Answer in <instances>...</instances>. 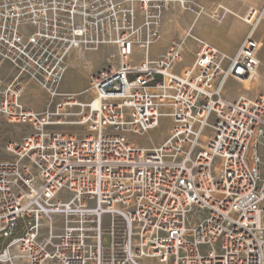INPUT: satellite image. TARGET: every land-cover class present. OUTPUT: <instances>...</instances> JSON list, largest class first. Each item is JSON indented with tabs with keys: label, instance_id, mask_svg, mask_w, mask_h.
Listing matches in <instances>:
<instances>
[{
	"label": "built area",
	"instance_id": "1",
	"mask_svg": "<svg viewBox=\"0 0 264 264\" xmlns=\"http://www.w3.org/2000/svg\"><path fill=\"white\" fill-rule=\"evenodd\" d=\"M175 7L194 13L193 62L179 72L183 42L151 56ZM193 7L0 0V65L15 70L0 81V115L30 128L0 161V264H264V95L224 96L227 81L256 76L258 41L251 27L227 57L193 33L205 15ZM101 47L115 53L89 77L94 96L59 93L70 56ZM23 77L61 98L53 111L21 104ZM73 107L81 132L51 130ZM162 118L165 138L143 146Z\"/></svg>",
	"mask_w": 264,
	"mask_h": 264
},
{
	"label": "rangeland",
	"instance_id": "2",
	"mask_svg": "<svg viewBox=\"0 0 264 264\" xmlns=\"http://www.w3.org/2000/svg\"><path fill=\"white\" fill-rule=\"evenodd\" d=\"M185 1H187L191 7L194 6L192 9L193 12L198 11L196 7L202 8L205 15L213 10L214 12H219L220 10L223 18L225 16L230 17L232 20L236 21L239 26L245 29V37L251 32V27H253L251 35L258 41L257 43L260 51L259 59H262L264 56V0ZM180 12L182 13V11L177 7L166 12L164 16L161 38L151 48V56L153 57L162 49H164V45L166 46L165 48L167 50L171 42H183L184 60L183 62L175 65L176 72H179L182 67H186V65H191L194 58L193 44L184 35V33L186 34V31L188 32L190 27L188 28L184 25V20L182 19V16L180 17L181 14H179ZM187 13L193 15L191 21L192 24L194 20V13ZM205 15L196 20L194 25L197 27L201 26L203 20H206L207 23L211 24H205L204 27L200 29L199 34L201 37L203 36L207 39H212L213 41L217 39L226 41L222 32L215 26V24L217 25L218 22L210 20ZM205 30L207 31L206 36L204 34ZM194 31H197V29H193V33L195 34ZM187 34H189V32ZM114 53L115 50L111 47H101L97 50L74 52L68 59V70L62 83L60 84L58 92L64 95L73 96V100L79 104L87 103L91 97V91H88L90 75L104 68L107 65L106 59H108L109 56L114 55ZM13 75H15V70L8 63L4 62L0 65V81L2 85L7 84ZM21 86L23 88V92L20 97L21 104L27 109L33 110L35 112L43 113L46 111H53L55 109V104L61 100V98H55L51 101L45 91L40 86L31 82L27 77L22 78ZM224 90V96H226L227 99L237 97L254 99L258 95H264V61L262 60V62H260V68L258 69L254 80L242 81L241 86L235 82L227 81ZM68 112L70 118L66 124L54 126L51 130L64 133L81 132V127L76 125V116L79 112V108L73 107ZM169 124L170 122L167 118H162L160 120V125L156 130L148 133L145 136L137 137V140L146 147L151 145L156 146L160 144L165 138ZM29 131L30 128L28 126L22 124H9L0 115V161L11 158L10 154L5 150L6 144H8L10 141L20 140L24 134L28 133ZM204 134H209V131L205 130ZM260 157L262 158V153L260 154ZM19 225L21 227V223H19ZM46 227L47 226L45 225L42 227L43 232L45 231ZM105 232L106 230L104 229L103 233L105 234ZM103 239V242L105 243V235ZM7 242L8 240L3 241L2 247ZM150 264L154 263L151 262Z\"/></svg>",
	"mask_w": 264,
	"mask_h": 264
},
{
	"label": "crops",
	"instance_id": "3",
	"mask_svg": "<svg viewBox=\"0 0 264 264\" xmlns=\"http://www.w3.org/2000/svg\"><path fill=\"white\" fill-rule=\"evenodd\" d=\"M179 14H181L180 17L182 16V19L184 20V22H183L184 25L189 28L191 21H192V18H193V15L189 14V13H184V12H182V13L180 12ZM205 24H209V23H207L206 20H203L201 26H199V27L194 26V28L197 29V31H194L195 34H197L201 37V35L199 34V31L202 27H204ZM209 25H211V24H209ZM215 26L222 32L223 37H224V39H226V41H221L218 39L213 41L212 39H209V38L207 39L206 37H203V36L201 38L204 39L205 41H207L210 45L215 47L217 50H219L222 54L226 55L227 57H230V58L234 57L237 54L239 47L241 46L242 42L245 39V34H246L245 29L243 27L239 26L236 21H234L230 17H226V16L217 25L215 24ZM204 34H205V36L207 35L206 30L204 31ZM165 47L166 46L164 45V49H162L159 53H157L152 58H157V57L163 55L166 51ZM262 60L264 61V56L262 57V59H260V62H262ZM189 65H186V67ZM235 99L236 98H232L230 100H235Z\"/></svg>",
	"mask_w": 264,
	"mask_h": 264
},
{
	"label": "bare ground",
	"instance_id": "4",
	"mask_svg": "<svg viewBox=\"0 0 264 264\" xmlns=\"http://www.w3.org/2000/svg\"><path fill=\"white\" fill-rule=\"evenodd\" d=\"M180 10H181V9H180ZM252 16H253V14H252ZM262 19H263V18H262ZM187 33H188V32L186 31V34L184 33V35H187ZM214 35H215V34H214ZM256 74H257V72H256ZM255 77H256V76H255ZM255 77H254V79H255ZM254 79H250V81H251V80H254ZM244 81H245V80H244ZM88 91H89V92L91 91V97H93V96H94V92H93V90L89 89ZM88 91H87V92H88ZM206 139H207V136H206V135H203V136H202V141L205 142Z\"/></svg>",
	"mask_w": 264,
	"mask_h": 264
}]
</instances>
